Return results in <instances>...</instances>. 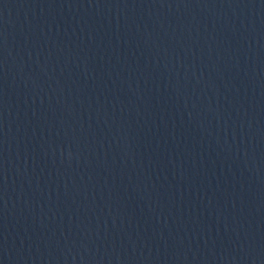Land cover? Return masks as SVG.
<instances>
[{
  "label": "water",
  "instance_id": "obj_1",
  "mask_svg": "<svg viewBox=\"0 0 264 264\" xmlns=\"http://www.w3.org/2000/svg\"><path fill=\"white\" fill-rule=\"evenodd\" d=\"M0 264H264V0H0Z\"/></svg>",
  "mask_w": 264,
  "mask_h": 264
}]
</instances>
